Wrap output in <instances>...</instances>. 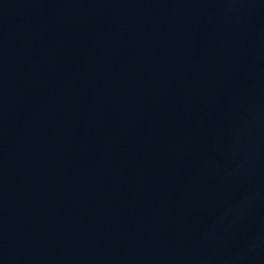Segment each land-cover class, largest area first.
<instances>
[{
    "label": "water",
    "instance_id": "obj_1",
    "mask_svg": "<svg viewBox=\"0 0 264 264\" xmlns=\"http://www.w3.org/2000/svg\"><path fill=\"white\" fill-rule=\"evenodd\" d=\"M0 264H264V0H0Z\"/></svg>",
    "mask_w": 264,
    "mask_h": 264
}]
</instances>
